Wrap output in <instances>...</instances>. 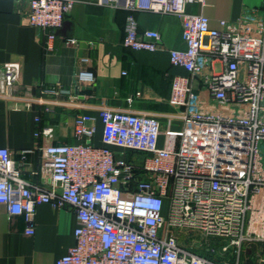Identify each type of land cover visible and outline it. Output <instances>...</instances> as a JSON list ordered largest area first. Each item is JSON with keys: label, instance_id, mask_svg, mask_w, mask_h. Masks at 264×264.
Masks as SVG:
<instances>
[{"label": "built area", "instance_id": "1", "mask_svg": "<svg viewBox=\"0 0 264 264\" xmlns=\"http://www.w3.org/2000/svg\"><path fill=\"white\" fill-rule=\"evenodd\" d=\"M26 1L28 23L46 33L51 51L65 15L85 0ZM94 1L126 12L123 47L167 51L170 63L187 73L171 80L167 102L174 113L165 116L162 130L155 115L102 107L101 147L92 144V117L77 115L75 142L38 149L50 169L49 185L22 178L10 151L0 147V204L10 217L24 218L30 235L38 205L71 208L74 244L54 264H244L242 249L251 245L260 246L254 264H264V8H245L215 29L202 12L187 10L204 0ZM138 12L177 17L185 47L166 49L157 31H139ZM84 76L92 79L88 72L78 79ZM59 86L41 94L58 96ZM33 88L18 86L11 65L0 69L1 99L25 108L43 104ZM173 122L179 130H171ZM40 133L52 138L53 128ZM176 139L178 147H171ZM177 231L197 233L204 253L180 244Z\"/></svg>", "mask_w": 264, "mask_h": 264}, {"label": "crops", "instance_id": "2", "mask_svg": "<svg viewBox=\"0 0 264 264\" xmlns=\"http://www.w3.org/2000/svg\"><path fill=\"white\" fill-rule=\"evenodd\" d=\"M245 8L263 12L264 0H204L203 7L187 6L189 12H202L215 29L220 28V20L235 21ZM28 11L26 0H0V69L11 65L18 86H34L32 94L43 101L25 108L0 98V147L10 151L22 178L34 184H50V169L38 149L57 142H75L73 127L77 115L92 117V144L96 147L103 146L98 112L102 107L155 115L165 129V116L174 113L167 102L171 80L187 73L170 63L167 51L123 47L124 10L111 9L94 0L74 4L56 33L51 51L46 49V33L29 25ZM135 18L138 30L157 31L166 49L185 47L177 17L138 12ZM69 39H75L78 45L66 44ZM79 72L91 73L92 79L84 76L80 81ZM58 84L63 90L60 95L41 94V89ZM192 88L204 102L210 101L197 81H192ZM46 106L54 111L45 112ZM38 116L40 120L36 121ZM45 127L53 128L52 138L40 133ZM180 127L178 122L171 124L172 131ZM178 142L176 139L170 146L177 148ZM163 145L164 138L160 136L158 146ZM25 150L31 152L22 159L21 152ZM27 228L22 216L10 217L0 204V264H54L74 244L75 216L70 207L54 209L40 204L35 211L34 233L27 234Z\"/></svg>", "mask_w": 264, "mask_h": 264}, {"label": "rangeland", "instance_id": "3", "mask_svg": "<svg viewBox=\"0 0 264 264\" xmlns=\"http://www.w3.org/2000/svg\"><path fill=\"white\" fill-rule=\"evenodd\" d=\"M176 237L180 244L190 247L194 251H197L200 254L204 253L203 247L200 244V237L195 232H188V231H177ZM259 245H251L250 247H245L242 249V257L241 261L244 264H254L257 262V258L255 257L254 253L259 251Z\"/></svg>", "mask_w": 264, "mask_h": 264}, {"label": "trees", "instance_id": "4", "mask_svg": "<svg viewBox=\"0 0 264 264\" xmlns=\"http://www.w3.org/2000/svg\"><path fill=\"white\" fill-rule=\"evenodd\" d=\"M197 252V251H196ZM198 253V252H197ZM200 254V253H199Z\"/></svg>", "mask_w": 264, "mask_h": 264}]
</instances>
